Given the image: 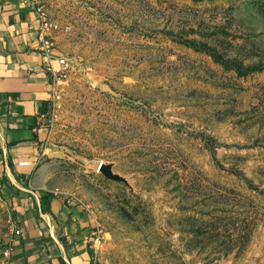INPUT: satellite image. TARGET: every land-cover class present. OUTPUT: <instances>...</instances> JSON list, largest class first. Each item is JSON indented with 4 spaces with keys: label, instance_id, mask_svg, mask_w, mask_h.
Masks as SVG:
<instances>
[{
    "label": "rangeland",
    "instance_id": "rangeland-1",
    "mask_svg": "<svg viewBox=\"0 0 264 264\" xmlns=\"http://www.w3.org/2000/svg\"><path fill=\"white\" fill-rule=\"evenodd\" d=\"M27 1L68 70L6 145L0 251L37 191L86 211L93 264H264V0Z\"/></svg>",
    "mask_w": 264,
    "mask_h": 264
},
{
    "label": "crops",
    "instance_id": "crops-1",
    "mask_svg": "<svg viewBox=\"0 0 264 264\" xmlns=\"http://www.w3.org/2000/svg\"><path fill=\"white\" fill-rule=\"evenodd\" d=\"M38 28L27 0H0V180L3 175L12 176L6 145L30 142V121L44 102L53 100ZM51 35L54 38L53 31ZM30 192L34 200L17 206L21 238L11 264H93L86 211L55 198L42 204L37 191Z\"/></svg>",
    "mask_w": 264,
    "mask_h": 264
},
{
    "label": "built area",
    "instance_id": "built-area-1",
    "mask_svg": "<svg viewBox=\"0 0 264 264\" xmlns=\"http://www.w3.org/2000/svg\"><path fill=\"white\" fill-rule=\"evenodd\" d=\"M28 5L39 22L37 40L39 42L40 52L44 58V68L48 73L49 79H51L49 88L52 99H58L60 86L66 77L68 70V60L66 56L57 50L54 38L51 35L54 27L48 19L43 6L35 5L31 2H28ZM16 165L18 167H29L31 165V160L28 158L19 159L17 160ZM20 238L21 230L18 227H15L7 236L1 247L0 264H11L13 253Z\"/></svg>",
    "mask_w": 264,
    "mask_h": 264
},
{
    "label": "water",
    "instance_id": "water-1",
    "mask_svg": "<svg viewBox=\"0 0 264 264\" xmlns=\"http://www.w3.org/2000/svg\"><path fill=\"white\" fill-rule=\"evenodd\" d=\"M48 82H49V85H50L51 79H49ZM98 168H99V171L106 178H108L110 180H114V181H120V182H123V183L125 182V179L123 177H121L119 174H117V173L112 171L110 164H101V165H99Z\"/></svg>",
    "mask_w": 264,
    "mask_h": 264
}]
</instances>
